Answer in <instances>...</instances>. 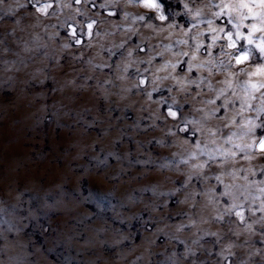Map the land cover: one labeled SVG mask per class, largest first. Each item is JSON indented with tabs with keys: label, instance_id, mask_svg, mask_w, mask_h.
Returning a JSON list of instances; mask_svg holds the SVG:
<instances>
[{
	"label": "rangeland",
	"instance_id": "rangeland-1",
	"mask_svg": "<svg viewBox=\"0 0 264 264\" xmlns=\"http://www.w3.org/2000/svg\"><path fill=\"white\" fill-rule=\"evenodd\" d=\"M45 2L0 6V264H264V221L250 231L223 215L237 197L245 208L264 201V158L222 163L243 118L228 128L205 119L220 100L203 101L219 89L235 99L226 74L206 63L224 43L208 47L205 22L220 23L211 7L220 0H162L164 20L128 0H59L48 16L33 7ZM89 21L93 35L76 44L68 25L87 32ZM240 67L253 70L231 71ZM193 77L199 88L176 83ZM144 78L154 83L140 85ZM246 79L234 76L237 95ZM165 101L180 109L176 119Z\"/></svg>",
	"mask_w": 264,
	"mask_h": 264
},
{
	"label": "snow or ice",
	"instance_id": "snow-or-ice-1",
	"mask_svg": "<svg viewBox=\"0 0 264 264\" xmlns=\"http://www.w3.org/2000/svg\"><path fill=\"white\" fill-rule=\"evenodd\" d=\"M6 0H0V6H2ZM59 3V0H46L45 3L36 7V4H39V0H36V4H33V7L36 11L40 12L44 16L49 15V9L53 7V3ZM77 4L81 3V0H75ZM87 2V0H85ZM129 3L137 4L143 6L145 9L154 10L157 13H161L159 16L160 20L166 19L165 15L161 10L162 0H128ZM29 3H32V0H29ZM203 3V0H201ZM23 7V5H21ZM185 8L188 7L187 4L184 5ZM211 7L217 9V11L212 13V16L216 20H219L220 23L214 25L213 19H207L205 22L208 25L209 33L214 35L210 36L211 43L209 48L216 45L218 41L223 40L224 43L219 45V51L216 53L215 61H207L209 65L215 64L217 70H221L226 74V79L223 83L227 86L228 90L232 91V95L235 99H232L228 95V91L225 89H219V94L215 98H209L203 103L207 105L217 104V100H220V103L215 109H212L206 116L205 119L209 118H218L224 121V128L237 126L236 116L242 117L243 122H241L238 127L242 130L241 132H233L230 136L224 140V143L231 145V148L226 151H221V162L224 161L232 162L235 160L236 156L239 153H242L241 159L251 161L256 153L261 154V158H264V120H259L261 115H264V0H220L218 3L211 4ZM191 11V9H189ZM4 13L0 10V17ZM56 15V13H52ZM108 15H116L115 12H109ZM202 10L196 9L194 13V18L201 17ZM153 17L138 16L136 19L139 21H144L146 19L151 20ZM96 24V21H89L86 24L87 32L83 28L80 29V32L77 33L76 27L68 25L70 32L68 35L74 38L76 44H81L83 41L80 39L81 35H87L91 37L93 35V28ZM151 27V25H148ZM195 26V25H193ZM131 31V29H129ZM0 43H3V38L0 37ZM183 43H187L186 41ZM69 45H65L68 47ZM203 44L196 45L195 52H199L203 48ZM231 50V51H227ZM5 51L4 48H0V54ZM207 52V49H205ZM209 56L212 55L211 52H207ZM123 55V53H121ZM180 55L187 56L188 53H180ZM227 56L228 60L220 59V56ZM191 60H196L197 57L193 54L190 57ZM234 62V63H233ZM248 65L253 70L247 71L244 67H240L239 71L235 74L231 71L232 67ZM176 67V65H171ZM199 67H204L203 64ZM211 71V68H209ZM243 74L247 77L246 80L237 81L236 86L240 88L243 93L246 95H237L236 89L233 88V79L234 76H239ZM168 79V77H164ZM198 77H193L191 80H188L186 83L181 80H177V85L180 86L182 91L187 90V87L195 85L196 88L200 87V83H203V80H200V83H197ZM140 85H147L154 83V81H149L147 78L141 79L139 81ZM171 89H169L170 91ZM214 91H216L214 89ZM147 95H151L147 93ZM259 94V96H257ZM261 101L259 107L254 106L251 101L257 100ZM167 104V101H165ZM239 103V108H236L234 116H229L226 118L225 115H220V110H224L225 113L228 111V106L235 105ZM166 115L176 119L177 114L180 109L173 110L171 104H167ZM197 111L203 112V109H197ZM255 113V119L251 117H244V113ZM181 119H183L181 117ZM259 120V123H257ZM230 121V122H229ZM186 123H191L186 121ZM182 131H189L187 128L181 129ZM258 130V131H257ZM209 133L215 137L217 132L208 129ZM220 131V129H217ZM195 134L194 132L192 133ZM221 135L224 133L221 132ZM236 138L235 140L233 138ZM247 141L246 143H238L236 141ZM199 147V145H197ZM235 149V151L233 150ZM203 151V150H201ZM215 159L214 156L209 155V160ZM207 165L201 164L200 168H204ZM252 175H256V171L253 169H248ZM259 171L264 174V167L260 168ZM234 175V173H233ZM247 179V176L244 177ZM261 185H264V180L261 181ZM259 192L264 193V186L259 187ZM247 191V189H245ZM223 195V193H221ZM251 195V193H249ZM254 200H259L260 197H253ZM238 197L225 209L223 215L235 216L238 218L241 224H246L248 230H252V225L254 223H260L264 221V201H261L258 205H253L249 203L248 207L245 208L244 202H237ZM247 202V197L245 198ZM245 212L248 213V216H245ZM256 213L261 215L258 217L257 221H251L250 217ZM223 215L218 216L217 219H223ZM264 234V231H262ZM227 260V257H224ZM191 264V262H190ZM243 264V261L241 262Z\"/></svg>",
	"mask_w": 264,
	"mask_h": 264
}]
</instances>
